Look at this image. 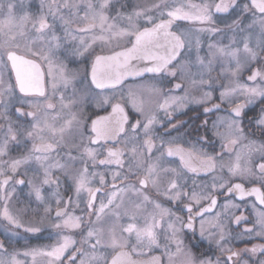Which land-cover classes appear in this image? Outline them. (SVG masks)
Here are the masks:
<instances>
[{"label": "snow or ice", "instance_id": "1", "mask_svg": "<svg viewBox=\"0 0 264 264\" xmlns=\"http://www.w3.org/2000/svg\"><path fill=\"white\" fill-rule=\"evenodd\" d=\"M0 264H264V0H0Z\"/></svg>", "mask_w": 264, "mask_h": 264}, {"label": "flooded vegetation", "instance_id": "2", "mask_svg": "<svg viewBox=\"0 0 264 264\" xmlns=\"http://www.w3.org/2000/svg\"><path fill=\"white\" fill-rule=\"evenodd\" d=\"M127 84H133V81L132 80H129L126 82ZM108 111H110V109H108L107 111H104V110H98L96 111V115H107L108 114ZM195 115L194 112H189L186 116H181L180 119L182 120H188L189 117H193ZM51 241L47 238V234H45L41 239H33L31 241V243L33 245H37V244H44V243H50ZM23 243V242H21ZM18 247L20 245H17Z\"/></svg>", "mask_w": 264, "mask_h": 264}]
</instances>
